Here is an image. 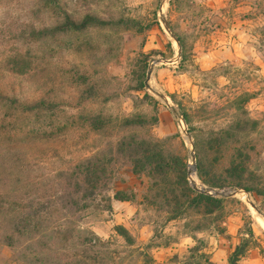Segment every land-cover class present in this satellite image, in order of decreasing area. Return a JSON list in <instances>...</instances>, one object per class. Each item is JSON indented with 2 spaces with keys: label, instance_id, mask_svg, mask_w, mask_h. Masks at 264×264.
<instances>
[{
  "label": "rangeland",
  "instance_id": "rangeland-1",
  "mask_svg": "<svg viewBox=\"0 0 264 264\" xmlns=\"http://www.w3.org/2000/svg\"><path fill=\"white\" fill-rule=\"evenodd\" d=\"M261 221L264 0H0V264H264Z\"/></svg>",
  "mask_w": 264,
  "mask_h": 264
},
{
  "label": "trees",
  "instance_id": "trees-1",
  "mask_svg": "<svg viewBox=\"0 0 264 264\" xmlns=\"http://www.w3.org/2000/svg\"><path fill=\"white\" fill-rule=\"evenodd\" d=\"M177 41L180 44L182 52H183L184 48H185L183 39L178 36L177 37ZM141 86H144V84H141ZM2 100L5 101L7 99H2ZM31 109L32 108H30V110ZM35 109H36V107L35 108L33 107V110H35ZM183 118H184V121L187 123V117L185 115H183ZM129 144L130 143H127V142L121 143L120 147L122 149H124V148L129 147ZM122 149H120V152L123 151ZM151 151H153V150H151V149L144 150V149L141 148L139 156H138L139 157L138 158L139 161H144V162L146 161L145 163H148L147 162L148 159L149 160L154 159V156H152L153 154L151 153ZM154 165H156V164L152 160H151V162L149 164H147L146 168L151 167L153 169V170H151V169L149 170L150 173H151V171H157V166H154ZM134 166H135L134 167V169H135L134 172L139 173V172L142 171L141 170L142 166H139L137 164H135ZM154 167H156V169ZM232 170H233V167H232ZM228 172H230V171L228 170ZM163 174H166V172H163ZM177 174H178L177 175V179L179 180V184L178 185L180 187V193L178 195H176V196H173L174 197V201L176 203H179V201L181 200L182 204H188L190 202H196L197 204L207 205L209 202L214 201L215 203H217L219 205V207L222 206L224 198H213L211 196L204 195V194H201V193L193 190L188 185V182L186 180V176L184 175V172L179 171ZM199 178H200V180H202V183H204L206 185H211V184L207 183L205 180H203L202 176L199 175ZM225 183L228 186L241 187L245 191H248L249 193L253 191L252 185L249 182H247L246 178H244V176L242 174L241 175L239 174V175L230 176L228 178V180H226ZM211 186H214V185H211ZM163 194H165V192H163ZM170 195H172V194H170ZM239 255H240V253H239L238 247H236L234 249V251L231 253L230 257H229V263L230 264H234L238 260Z\"/></svg>",
  "mask_w": 264,
  "mask_h": 264
},
{
  "label": "water",
  "instance_id": "water-1",
  "mask_svg": "<svg viewBox=\"0 0 264 264\" xmlns=\"http://www.w3.org/2000/svg\"><path fill=\"white\" fill-rule=\"evenodd\" d=\"M164 24H165V26H167L166 23H164ZM176 42H178V41L176 40ZM159 62H160V60H155L153 62V64L159 63ZM161 62L169 63L171 61L170 60H162ZM151 71H152V66H150V68L148 69L147 74H146V82H145L146 87H148L147 81H148V78L150 77ZM193 155H194V153L192 152L191 153L192 160L194 159ZM195 170H196L195 164H191L187 170V178H188L189 186L193 190H195L201 194L216 197V198H229V197L238 196L240 194H243L244 196L248 197L247 191H245L241 188H209V187H203V186L197 185L196 182L194 181V179L191 178L192 174L194 175ZM248 204L258 214L260 213V211L258 210L256 205L252 201H249Z\"/></svg>",
  "mask_w": 264,
  "mask_h": 264
},
{
  "label": "bare ground",
  "instance_id": "bare-ground-1",
  "mask_svg": "<svg viewBox=\"0 0 264 264\" xmlns=\"http://www.w3.org/2000/svg\"><path fill=\"white\" fill-rule=\"evenodd\" d=\"M191 178L195 180V176H194L193 174H192ZM239 196H240L241 199L245 200V202H247V203L250 201V200L248 199V197L244 196L243 194H240ZM261 222H262V221H261ZM262 224L264 225L263 222H262Z\"/></svg>",
  "mask_w": 264,
  "mask_h": 264
}]
</instances>
